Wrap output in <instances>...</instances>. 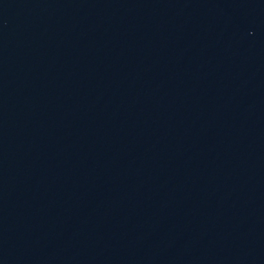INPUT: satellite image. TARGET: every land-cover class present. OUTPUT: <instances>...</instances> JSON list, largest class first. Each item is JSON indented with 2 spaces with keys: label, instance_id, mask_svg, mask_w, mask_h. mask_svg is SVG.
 <instances>
[{
  "label": "water",
  "instance_id": "1",
  "mask_svg": "<svg viewBox=\"0 0 264 264\" xmlns=\"http://www.w3.org/2000/svg\"><path fill=\"white\" fill-rule=\"evenodd\" d=\"M135 0H0V264H110Z\"/></svg>",
  "mask_w": 264,
  "mask_h": 264
}]
</instances>
